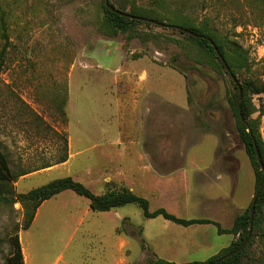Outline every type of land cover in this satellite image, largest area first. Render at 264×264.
<instances>
[{"label":"rangeland","instance_id":"1","mask_svg":"<svg viewBox=\"0 0 264 264\" xmlns=\"http://www.w3.org/2000/svg\"><path fill=\"white\" fill-rule=\"evenodd\" d=\"M133 1L156 8L153 0ZM103 2L0 0V53L5 45L0 151L12 174L26 173L13 182L14 193L25 194L64 177L95 195L126 188L146 199L150 211L163 208L177 218L213 223L184 228L161 217L149 222L134 205L116 209L123 216L117 232L126 243L127 264L155 258L176 264L204 262L236 239L219 236L215 224L230 228L254 194L253 171L227 101L233 86L226 75L195 65L168 40L182 39L169 29L137 27L141 35H158L154 42L103 34ZM162 7L167 17L176 14L196 23L208 19L248 53L250 69L238 81L264 82L263 7L250 0H163ZM141 69L147 71L154 94L181 106L157 108L153 101L144 138L125 130L124 123L117 137V118L135 121L118 112L114 100L119 107L125 105L119 98ZM250 103L264 151V96H252ZM109 119L111 124H101ZM63 139L67 159L54 165L64 153ZM46 166L50 169L44 170ZM87 205L88 200L71 191L42 203L35 223L19 232L28 264H115L114 248L103 251L84 225L74 228L75 219L67 217L82 213ZM22 219L19 203L0 205V264ZM102 228L116 246L113 226Z\"/></svg>","mask_w":264,"mask_h":264},{"label":"trees","instance_id":"2","mask_svg":"<svg viewBox=\"0 0 264 264\" xmlns=\"http://www.w3.org/2000/svg\"><path fill=\"white\" fill-rule=\"evenodd\" d=\"M250 1L264 8V0ZM153 2L156 6L155 9H145L136 6L133 0H108L109 6L118 12V14L110 12L103 2L101 6V30L103 34L112 37L123 35L126 41L138 39L142 42H154L158 35L151 33L141 35L137 27H154L155 25L150 23L152 21L168 27L179 28L181 30L163 27L182 37L181 40H168L178 45L180 49L184 51V54L191 58L195 65L207 67L213 72L226 75L229 78L233 86V92L228 95L227 101L235 119L236 133L244 146L245 154L253 171L254 196L264 181V151L256 123L251 119L252 106L250 98L256 95L264 96V82L252 78L238 81V77L241 76L242 73L248 72L250 69L248 53L241 49L235 42L230 41L227 36L222 35L213 28L208 19H203L196 23L193 22V20L183 18L176 14L167 17L162 14L163 0H153ZM3 38L5 40L4 44H7L5 35H3ZM210 42L213 44V47L210 45ZM4 46L0 53V68L2 64V54L5 51ZM214 48L217 53H215ZM221 59L228 68L231 76L235 77L238 87L230 79V76L221 63ZM239 92L241 94L239 102L240 114L246 125L240 120L238 114L236 102L239 97ZM63 142L62 150L64 153L58 158L54 165L62 164L67 159L66 139H63ZM254 148L258 151L263 171L256 161ZM48 167L50 166L43 167V169ZM25 174L26 173L12 174L6 156L0 151V205L12 206L15 203H19L23 208L22 222L14 234L8 239V254L4 264H24L19 242V232L29 229L35 213L42 203L65 191H71L77 196L88 200V206L92 212L105 213L134 205L141 211L142 217L145 220L161 217L168 222L184 228L195 225L213 224L205 219L177 218L166 212L163 208L150 211L149 202L146 199L133 194L123 187L106 191L101 195H95L83 184L74 181L70 177L54 180L45 186L32 189L25 194H15L12 184L18 177L24 176ZM250 205L251 203L243 213L233 220L229 229H222L219 225L215 224L219 235L227 234L236 238L231 241L228 247L219 251V253L204 262H188L182 264H264V187L258 192L251 225ZM249 229L250 232H248ZM244 243L245 246L242 250L238 251ZM147 264L176 263L155 258L154 260H150Z\"/></svg>","mask_w":264,"mask_h":264},{"label":"crops","instance_id":"3","mask_svg":"<svg viewBox=\"0 0 264 264\" xmlns=\"http://www.w3.org/2000/svg\"><path fill=\"white\" fill-rule=\"evenodd\" d=\"M126 79H127V77H126ZM147 82H148V73H147V71L141 69L137 78L134 79V82L127 83L125 85V92H126L125 96L122 95V96H120V98L117 97V98H119V101L122 98L125 105L123 106L121 104V106L119 107L118 106V99L115 98V100H114L115 106H116L115 109H117L118 112L123 111L124 112L123 115L130 116L131 119H132V117H134L133 121H135V123L131 124V123H129V121L127 119H126V121L123 122L122 120H120V119L118 120V118H117L115 121L116 128H114L113 125L110 126L111 128H114V130H115V132H114L115 134H113V135H116L117 137H119V134L116 131L118 129L120 131L119 124L123 125V123H124V127H126L125 130H127L129 132H136L139 134L140 137L144 136V134H146L147 122L149 120L148 115L150 114V105L153 101H154L153 104H156L157 108L161 107V106H164V107L166 106L170 110L180 108L181 105L175 104V102H173V101H171V102L167 101L166 99L161 98L159 95L154 94V91L152 90L151 86ZM122 89H123V87H122ZM102 99H104V97ZM162 99H163V101H161ZM110 100H112V97H110ZM164 101H167L168 103H166ZM185 104L186 103L184 101V104H182V105H185ZM117 115H118V113H117ZM111 123H112V119H109V122H107L105 120L101 121L102 125H108ZM109 132L111 134L113 133L111 131H109ZM143 138L144 137H142V139ZM103 141H105V140H103ZM108 142H111V140H108ZM130 142L134 144V141H130ZM116 143H119V141H115L114 144H116ZM62 164H64V163H62ZM48 169H50V168H46V170H48ZM177 173H179V171L175 172L174 175H176ZM170 177H171V175L168 176L167 179H169ZM88 205L85 207V210L82 213H75V214L67 213V217L69 218V220L71 217L73 219H75L74 228L84 225L86 231L89 232L92 236H94L96 238L97 243L102 247L103 251L104 250L108 251L112 248L115 249V252H113L115 254V258H114L115 264H127L126 258L128 256V254H127V252H125V254H123L126 243H125V240L123 239V237L121 236V234H119L117 232L118 223H119V221L122 220L123 216L121 215V213H119L116 210H112V211L105 212V213L92 212L89 209ZM41 208L42 207H39L37 209L31 226L35 223L36 219L38 218ZM73 219H72V221H73ZM86 219H87V224L85 223ZM92 220H94L96 222H91ZM97 220L100 221L99 224L97 223ZM153 220L154 219L147 220V221L151 222ZM103 221H108V224H103ZM106 225H110V228L113 226V231L117 235V238L115 240V242L117 243L116 246H115V244H113V245L111 244V239H110L108 233L102 234V232H103L102 227H104ZM63 226H61V230H64ZM99 231L101 232V234L99 233ZM104 231L108 232L109 230H104ZM94 233H96V235ZM219 236H222V235H219ZM19 242H20V246H21L24 264H28V260L26 257L27 249L24 248L22 239H20V234H19ZM189 243H185V244H189ZM192 243H193V241L191 242V244ZM230 243L231 242L227 243L225 246H220L218 248L217 252L228 247ZM184 263H188V262H184ZM29 264H33V262L30 261ZM129 264H133L132 259H131Z\"/></svg>","mask_w":264,"mask_h":264},{"label":"water","instance_id":"4","mask_svg":"<svg viewBox=\"0 0 264 264\" xmlns=\"http://www.w3.org/2000/svg\"><path fill=\"white\" fill-rule=\"evenodd\" d=\"M104 5H105V7H106L110 12H112V13H117V14H118V12H116L113 8H111V7L109 6V4H108V0H104ZM120 15H122V14H120ZM150 23L153 24V25H155V26H159V27H161V28H163V27H167V28H174V29H177V30H181V29L176 28V27H168V26H165V25H163V24H157L156 22H152V21H151ZM210 45L213 47V44H212L211 42H210ZM214 51H215V53H217V51H216L215 48H214ZM221 63L223 64V66H224L226 72L228 73V75L230 76V79L232 80V82L237 86L238 84H237V81H236L235 77L231 76V74H230L228 68L226 67V65H225V63L223 62L222 59H221ZM237 87H238V86H237ZM240 98H241V94H240V92H239V97H238V99H237L236 104H237V109H238L239 118H240V120L243 122V120H242V118H241V114H240V108H239ZM243 123L246 125L245 122H243ZM253 143H254V142H253ZM254 151H255L256 161H257V163H258L260 169L263 171V166H262V163H261V161H260V157H259V155H258V151H257L256 148H254ZM263 187H264V181H263L262 185L260 186L259 190L257 191V193H255V195H254L253 198H252L251 205H250V225H251V221H252V218H253L254 206H255V202H256V199H257L258 192H259L260 190H262ZM248 232H250V229H249ZM244 246H245V243H244V244L238 249V251L242 250V248H243ZM225 258H226V257H225Z\"/></svg>","mask_w":264,"mask_h":264}]
</instances>
